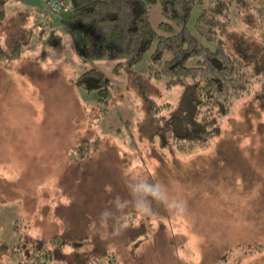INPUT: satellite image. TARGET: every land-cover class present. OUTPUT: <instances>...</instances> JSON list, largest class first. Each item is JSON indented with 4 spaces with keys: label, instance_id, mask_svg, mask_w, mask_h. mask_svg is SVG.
<instances>
[{
    "label": "rangeland",
    "instance_id": "374dc122",
    "mask_svg": "<svg viewBox=\"0 0 264 264\" xmlns=\"http://www.w3.org/2000/svg\"><path fill=\"white\" fill-rule=\"evenodd\" d=\"M12 3L0 45L22 46L10 65L0 61L1 240L11 247L23 234L39 245L61 234L66 244L48 264H264L262 102L251 94L236 100L207 147L161 149L143 129L148 104L177 107L184 86L146 78L150 53L121 75L114 60L81 58L69 3L58 14L46 7L59 24L54 31L28 5ZM260 3L248 1L241 12L264 18ZM194 7L192 31L202 8ZM151 17L160 21L159 7ZM243 23L236 17L233 26ZM53 33L64 36L62 45L49 43ZM251 35L264 41V31ZM89 68L109 80L103 102L72 81ZM22 258L18 247L0 245V264Z\"/></svg>",
    "mask_w": 264,
    "mask_h": 264
},
{
    "label": "trees",
    "instance_id": "16d2710c",
    "mask_svg": "<svg viewBox=\"0 0 264 264\" xmlns=\"http://www.w3.org/2000/svg\"><path fill=\"white\" fill-rule=\"evenodd\" d=\"M64 1L71 6L73 28L82 35L81 58L114 60L113 71L121 75L150 53L146 78L164 80L166 88L184 86L177 107L168 101L148 104L143 129L159 148L190 152L207 147L221 133L220 118L232 110L236 100L251 94L256 103L264 105V41L251 35L254 30L264 31V18L241 12L253 0ZM5 3L0 0V20L7 17ZM195 4L202 8L192 31L189 21ZM260 4L264 9V0ZM155 7L162 16L157 23L151 17ZM235 16L247 27L237 30ZM255 18L260 25L252 26ZM48 41L60 46L64 36L51 34ZM21 46L22 41L10 49L0 45V61L10 65L20 57ZM72 81L84 92H97L99 101L109 96V80L98 68L86 69ZM98 141H82L78 148L70 149L69 158L76 151L87 153ZM19 239V244L9 247L0 238V245L12 253L17 247L22 250L27 260L22 258L21 264H48L55 258V250L66 244L61 234L39 245L24 243L23 234Z\"/></svg>",
    "mask_w": 264,
    "mask_h": 264
},
{
    "label": "crops",
    "instance_id": "0c3cea01",
    "mask_svg": "<svg viewBox=\"0 0 264 264\" xmlns=\"http://www.w3.org/2000/svg\"><path fill=\"white\" fill-rule=\"evenodd\" d=\"M9 2L10 3L13 2L12 3L13 6L18 5L20 3H22V5H28L29 8L34 13L41 15V17L43 19L42 22H45L46 25H48V27H46L47 29L49 28V30H52V31L58 29L57 26H59V24L56 20L52 19V17L50 16V14H49L50 11H47V9H46L47 5L45 4L46 2H44V0H6L5 4H8ZM53 14H56V13H53ZM56 22H57V24H56ZM45 23H43V26L45 25ZM53 34H59V33H53Z\"/></svg>",
    "mask_w": 264,
    "mask_h": 264
},
{
    "label": "built area",
    "instance_id": "2783aa9c",
    "mask_svg": "<svg viewBox=\"0 0 264 264\" xmlns=\"http://www.w3.org/2000/svg\"><path fill=\"white\" fill-rule=\"evenodd\" d=\"M46 2L53 12L61 11L66 6V2L64 0H46Z\"/></svg>",
    "mask_w": 264,
    "mask_h": 264
}]
</instances>
